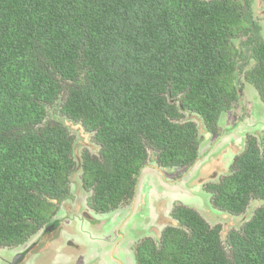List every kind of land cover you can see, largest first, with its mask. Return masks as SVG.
Returning <instances> with one entry per match:
<instances>
[{
  "label": "trees",
  "instance_id": "obj_1",
  "mask_svg": "<svg viewBox=\"0 0 264 264\" xmlns=\"http://www.w3.org/2000/svg\"><path fill=\"white\" fill-rule=\"evenodd\" d=\"M253 3L0 0V247L25 244L48 223L53 201L69 196L74 138L47 119L57 102L100 147L99 156H81L83 186L98 213L134 196L148 149L163 168L193 164L198 126L185 115L216 128L239 98L237 59L254 61L246 80L264 92ZM206 189L216 208L234 215L264 200V139L250 140L232 173ZM172 216L178 223L158 244L137 245V264H264L263 208L228 234V251L221 227L195 210L178 205Z\"/></svg>",
  "mask_w": 264,
  "mask_h": 264
},
{
  "label": "rangeland",
  "instance_id": "obj_2",
  "mask_svg": "<svg viewBox=\"0 0 264 264\" xmlns=\"http://www.w3.org/2000/svg\"><path fill=\"white\" fill-rule=\"evenodd\" d=\"M253 18L264 38L263 0H254ZM234 43L238 46L239 41ZM239 46L242 49L240 44ZM250 66L236 72L235 84L239 90V99L231 110L221 114L214 130L207 129L199 115L186 113L185 120H192L198 126V159L188 167L160 170L157 152L148 149L149 157L141 179H138L137 193L116 211L99 215L98 220L93 218V227H85L84 223L87 222L79 219L81 211L88 214L93 211L90 204L92 190L83 186L81 156L85 151L98 156L100 147L94 141L93 133L58 111V102L55 107H49L47 119L65 124L74 138L75 167L70 176L69 197L62 202L53 201L54 214L48 221L56 222L61 229L55 235L58 236L61 231L64 237H61V240L42 241L18 264H137V245L145 238H151L158 244L162 229L173 223L171 210L178 205L195 209L211 227L220 226L221 238L228 251V234L231 231L240 232L257 209H264V200L253 199L243 214L234 215L222 211L213 205L211 193L206 189L207 184L218 183L232 173L235 158L246 150L250 140L254 139L261 145L264 139V92L260 93L246 80L245 73ZM152 194L159 197L155 196L152 200ZM68 210L74 214H71V221L77 222L78 227L64 221L67 218L64 212ZM149 211L157 212L164 216V219L159 217L160 220L154 222L156 225L146 229V225L149 227L147 223L153 222ZM58 217L61 219L58 220ZM176 224L177 222L174 225ZM66 227L67 230L64 231ZM40 234L41 231L38 236L31 237L24 245L18 247H0V264L1 261L6 262L8 252L15 254L24 251L32 243L43 240L39 238ZM71 241L78 246L70 245ZM13 260L14 256L11 257L10 264Z\"/></svg>",
  "mask_w": 264,
  "mask_h": 264
},
{
  "label": "water",
  "instance_id": "obj_3",
  "mask_svg": "<svg viewBox=\"0 0 264 264\" xmlns=\"http://www.w3.org/2000/svg\"><path fill=\"white\" fill-rule=\"evenodd\" d=\"M161 167V166H160ZM83 169V168H82ZM143 169H144V167L141 169V171H140V175H139V177H138V179L142 176L141 175V173H142V171H143ZM157 169V168H156ZM161 169H164L163 167H161L160 168V170ZM83 174V173H82ZM138 179H137V184H136V186H135V192H134V194L135 193H137V190H138V187H139V183H138ZM141 179V178H140ZM216 183V182H215ZM92 193H93V191H92ZM153 195V194H152ZM92 196H93V194H92ZM155 196H157L156 194H154L153 195V198H152V200H154V197ZM134 197V196H133ZM157 197H159V196H157ZM153 202V204H154V206H155V202L154 201H152ZM175 208V207H174ZM174 208L171 210V213L173 212V210H174ZM188 208V207H187ZM189 209H192V208H189ZM93 211L91 212V213H86V212H84V211H81V213H80V217L81 218H79V219H82L81 221H85V222H87L89 225H86L87 223H84L85 224V227L86 226H94V225H92V223L93 222H95L94 221V219L93 218H95V220H98L97 219V217L100 215V216H102V215H104V214H107V213H98V212H96L94 209H92ZM192 210H195V209H192ZM116 211V210H115ZM155 211V210H154ZM154 211H149V214H150V216H152L153 218L151 219V220H153V222H150V223H147L148 225H149V227H147V225H146V229H150V226L151 225H156L157 223H154V222H156L157 220H160L159 219V217H161V218H163L164 219V216H161V215H159L157 212H155L154 213ZM196 211V210H195ZM112 212H114V211H112ZM65 213V217H67L66 219H64V221H68V222H70V224L71 225H77V227L79 226V224L76 222H72L71 220H72V215H74L72 212H70L69 213V210L68 211H66V212H64ZM108 213H111V212H108ZM198 213V212H197ZM72 214V215H71ZM199 214V213H198ZM57 215H59V213L57 214ZM154 215L155 216H157V217H154ZM200 215V214H199ZM94 216V217H93ZM201 216V215H200ZM202 217V216H201ZM171 218H172V224H170V226H174V224H175V222H177L178 223V221L177 220H175L174 218H173V216H172V214H171ZM203 218V217H202ZM58 220H60L61 218H57ZM204 219V218H203ZM76 220H78V219H76ZM151 220H149V221H151ZM205 220V219H204ZM162 222H163V220H162ZM52 224V223H51ZM91 227V228H92ZM169 227V226H168ZM167 228V226L166 227H164L163 229H162V231H161V233H160V239H161V236H162V232L165 230ZM49 229H50V227H49ZM67 230V227L65 228V230L64 231H66ZM93 232V231H92ZM149 231H147V233H148ZM60 234L58 235L59 237H64L63 235H61V231L59 232ZM37 234V233H36ZM35 234V235H36ZM148 236V235H147ZM31 238V237H30ZM56 240H58V239H56ZM59 240H61V238H59ZM70 240V239H69ZM69 244L70 245H72L73 247H77L78 245H76L75 243H73V241H71V242H69ZM24 245V244H23ZM21 246V245H20ZM31 247V248H30ZM30 247H28L27 249H25L24 251H21V252H18V253H15V254H11V252H8L6 255H7V258H6V262L4 263V262H2L1 261V264H10V261H11V257L12 256H14V260L12 261V263L11 264H18V263H20L25 257H26V255H24V253H27V252H30V251H32V250H34L35 248H33V243H32V245L30 246ZM5 248H8V247H5ZM2 253V252H1ZM136 260V259H135Z\"/></svg>",
  "mask_w": 264,
  "mask_h": 264
},
{
  "label": "flooded vegetation",
  "instance_id": "obj_4",
  "mask_svg": "<svg viewBox=\"0 0 264 264\" xmlns=\"http://www.w3.org/2000/svg\"><path fill=\"white\" fill-rule=\"evenodd\" d=\"M241 50H244L243 48L241 49ZM239 60H241V61H239ZM237 59V64L238 65H240V66H242L243 67V69L244 68H247V66H250V68L252 67V64L253 63H251V61L252 60H247V63H246V65L244 64V60L243 59ZM254 65V64H253ZM249 68V69H250ZM248 69V70H249ZM245 76H246V73H245ZM238 96H240V94H239V91H238ZM239 99V98H238ZM238 101V100H237ZM236 101V102H237ZM234 104H232V106H233ZM232 109V108H231ZM227 112V111H226ZM198 139H199V136H198ZM99 156V155H98ZM148 157H149V153H148ZM148 160V159H147ZM157 163H158V156H157ZM177 168V167H176ZM69 197V196H68ZM68 199V198H67ZM56 202H58V201H56ZM54 214V213H53ZM50 222H48V223H45V224H43L42 226H40L39 227V230H38V232H37V236H38V234H39V231H41V234L39 235V238H43V240H41V241H36L35 243H33V248H35L36 247V245H38L39 243H41L42 241H45V240H55V239H59V238H61V237H59V236H56L55 235V233L57 232V231H59L61 228H60V226L56 223V222H51L50 224H49ZM49 227H50V229H49ZM44 228V229H43ZM43 229V230H42ZM33 236H35V235H33ZM33 236H31V237H33ZM30 239V238H29ZM10 248H13V247H10ZM31 248V247H30ZM28 253L29 252H27V253H24V255H28ZM112 256H113V254H112Z\"/></svg>",
  "mask_w": 264,
  "mask_h": 264
}]
</instances>
